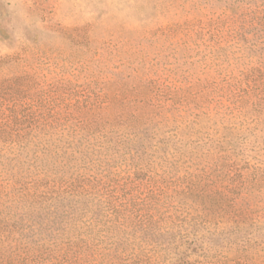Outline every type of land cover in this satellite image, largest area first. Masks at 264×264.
Segmentation results:
<instances>
[{
  "label": "trees",
  "instance_id": "16d2710c",
  "mask_svg": "<svg viewBox=\"0 0 264 264\" xmlns=\"http://www.w3.org/2000/svg\"><path fill=\"white\" fill-rule=\"evenodd\" d=\"M227 10L208 22L211 63L219 67L230 53L223 39L230 41L225 47L237 45L231 53L239 58L252 57L256 50L248 34L264 32V5ZM263 76L261 66L244 67L219 82H192L164 99L150 88L134 87L127 94L110 92L103 83L102 95L89 101L85 93L93 88L86 85L68 104L67 80L50 87L57 96L42 98L39 110L20 106V97H14L0 120V264H196L191 257L202 255L205 239H212L208 235H224L225 246L261 242L256 190L250 175L229 161L232 141L224 134L207 149V167L176 179L145 184L127 176L119 183L99 167L110 164L105 158L121 156L129 159L133 176L141 174L138 161L147 149L176 152L180 142L190 140L189 132L206 128L202 115L206 123L211 117L202 111L204 102L215 101L222 109L229 134L264 135ZM204 89L208 94H201ZM191 103L193 118L179 113ZM107 106L119 110L102 115ZM236 113L242 116L240 127L232 121ZM161 124L169 135L159 137ZM222 221L224 226L217 225Z\"/></svg>",
  "mask_w": 264,
  "mask_h": 264
},
{
  "label": "rangeland",
  "instance_id": "374dc122",
  "mask_svg": "<svg viewBox=\"0 0 264 264\" xmlns=\"http://www.w3.org/2000/svg\"><path fill=\"white\" fill-rule=\"evenodd\" d=\"M261 4L264 0H0V120H5L14 97H20V106L39 110L42 98L49 101L57 96L50 87L67 85V80L71 81L66 91L70 96L68 104L86 85L93 88V92L85 93L90 96L89 101L96 94L102 95L104 90L99 89L103 83L110 92L120 89L127 94L134 92V87L150 88L154 96L164 99L192 82H219L244 67L261 66L264 71V53L259 54L264 51V44L260 43L264 32L250 30L248 34L256 50L252 57L239 58V53H231L238 47H225L230 42L225 41L226 35L221 42L230 52L226 62L220 67L211 63L209 53L210 20L228 13L231 6L261 8ZM234 56H238L236 60ZM201 94L208 91L204 89ZM83 98L85 95L79 101ZM202 105L211 121L206 123V114L202 115L206 128L200 134L189 132L190 140L180 142L176 152L172 147L166 155L147 149L138 161L143 171L137 176H133L129 159L121 156L105 158L110 164L99 170L105 168L119 183L127 176L145 184L150 180L176 179L207 167L211 160V155L206 156L207 149L224 134L232 141L229 161L250 175L260 207L256 208L257 218L264 225V135L258 131L254 136L249 130L231 135L220 119L226 120L227 116H222L215 101ZM194 107L191 103L185 106V113H179L188 116ZM118 110L119 107L107 106L101 114L112 117ZM241 117L236 113L232 118L236 127H240ZM159 127V137L169 135L168 126ZM199 136L202 140H198ZM168 191L173 193V185ZM209 229L212 232L215 228L210 224ZM257 233L263 234L264 229ZM209 236L212 239L209 243L205 239L202 255L191 257L196 264H264V236L261 242L251 241L244 247L223 245L224 235Z\"/></svg>",
  "mask_w": 264,
  "mask_h": 264
}]
</instances>
